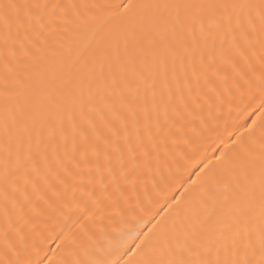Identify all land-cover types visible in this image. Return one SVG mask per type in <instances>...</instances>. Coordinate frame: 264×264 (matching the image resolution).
<instances>
[{"label": "snow or ice", "instance_id": "snow-or-ice-1", "mask_svg": "<svg viewBox=\"0 0 264 264\" xmlns=\"http://www.w3.org/2000/svg\"><path fill=\"white\" fill-rule=\"evenodd\" d=\"M0 264H264V0H0Z\"/></svg>", "mask_w": 264, "mask_h": 264}]
</instances>
